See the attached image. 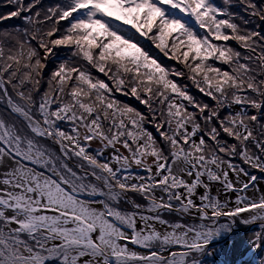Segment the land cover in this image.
<instances>
[{
    "label": "snow or ice",
    "instance_id": "6c2138e0",
    "mask_svg": "<svg viewBox=\"0 0 264 264\" xmlns=\"http://www.w3.org/2000/svg\"><path fill=\"white\" fill-rule=\"evenodd\" d=\"M0 264H264V0H0Z\"/></svg>",
    "mask_w": 264,
    "mask_h": 264
},
{
    "label": "rangeland",
    "instance_id": "374dc122",
    "mask_svg": "<svg viewBox=\"0 0 264 264\" xmlns=\"http://www.w3.org/2000/svg\"><path fill=\"white\" fill-rule=\"evenodd\" d=\"M141 39H143V38H141ZM148 45H151V42L150 41H148ZM154 47V46H153ZM193 91V90H192Z\"/></svg>",
    "mask_w": 264,
    "mask_h": 264
},
{
    "label": "trees",
    "instance_id": "16d2710c",
    "mask_svg": "<svg viewBox=\"0 0 264 264\" xmlns=\"http://www.w3.org/2000/svg\"><path fill=\"white\" fill-rule=\"evenodd\" d=\"M177 67H181L180 65H176Z\"/></svg>",
    "mask_w": 264,
    "mask_h": 264
}]
</instances>
